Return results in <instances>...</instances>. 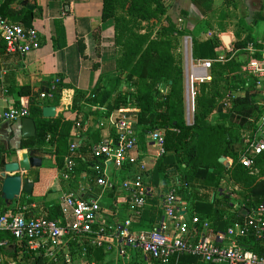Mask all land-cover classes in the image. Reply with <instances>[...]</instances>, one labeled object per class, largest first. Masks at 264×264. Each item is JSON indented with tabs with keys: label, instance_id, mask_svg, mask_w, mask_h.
<instances>
[{
	"label": "trees",
	"instance_id": "16d2710c",
	"mask_svg": "<svg viewBox=\"0 0 264 264\" xmlns=\"http://www.w3.org/2000/svg\"><path fill=\"white\" fill-rule=\"evenodd\" d=\"M16 1L0 0V15L3 18L14 14L11 5ZM191 1L197 8L199 6L203 19L189 31L178 27L166 16L164 0H103L101 20L113 21L115 75L108 84L99 77L96 87L87 96L75 95L72 108L78 110V114L73 120L38 119L35 138L28 140L23 148L42 146L49 136L48 141L56 143V163L60 168L65 159L73 161L77 158L70 154L65 144L70 138L73 123L80 120L81 102L89 110L91 107L104 108L102 115L105 117L120 109L134 110V130L139 140L154 131H161L164 137L165 153L155 161L151 170H146L144 176H148L153 186H162L165 195L174 190L176 198L190 200V217L186 220L196 217L198 231L206 223L208 230L226 233L230 227L243 226L249 216L264 220V212L260 214L257 210L260 205L264 206V152L254 159L252 168H246L240 163L250 141L259 130L257 122L264 113V86L257 88L255 83L241 73L245 62L239 59L241 54L247 55L245 48L248 44L264 51V40L259 44L257 40L244 38L229 51L224 50L221 62L216 61L221 58L215 50L216 43H221L220 39L218 36L215 41L201 38L208 30L206 16L211 11L212 0ZM225 1L227 4L231 3L230 0ZM29 16L24 20L27 25L31 21V15ZM162 19L166 24L160 26L156 32L153 31L151 22ZM181 21H185L184 18ZM143 30L145 32H141ZM99 33L100 28L92 31L97 43ZM187 36L192 41V59L212 61L211 81L197 86L191 123L186 120L183 57L182 53H176L177 47L182 45L183 38ZM78 46L80 54L85 57L84 44L78 41ZM96 51L99 52L98 45ZM0 54L7 56L1 40ZM94 68L97 69V65ZM58 80L55 88L50 91L55 102L65 88L62 80ZM17 91L21 95L22 88H17ZM26 103L31 107L33 116L41 114V109L33 98H28ZM219 107L221 111H218ZM91 149L88 146L84 153L82 150L80 152L83 155L90 153V157L82 162V170L94 179L98 177L96 171L103 170L104 158L94 157ZM221 158L232 161L230 168L220 163ZM89 166L96 170L87 169ZM75 169L67 170L72 174L76 172ZM176 209L179 213L177 203ZM53 212L54 216H48L49 219L59 216V208H55ZM160 216L161 212L157 214V219ZM245 235L234 236L237 245L260 257L264 256V234L262 238H258L249 227ZM4 241L19 246V250L13 253L17 261L47 263V259L39 254L27 252L24 242L0 231V242ZM83 246L84 244H75L80 255ZM85 250L86 264H114L106 261L111 252L106 250L105 245H89ZM152 262L161 264L158 260ZM115 264H120L119 256ZM167 264L210 263H204L189 254H182L173 255Z\"/></svg>",
	"mask_w": 264,
	"mask_h": 264
},
{
	"label": "crops",
	"instance_id": "0c3cea01",
	"mask_svg": "<svg viewBox=\"0 0 264 264\" xmlns=\"http://www.w3.org/2000/svg\"><path fill=\"white\" fill-rule=\"evenodd\" d=\"M164 2L167 7L166 16L178 27H184L191 31L203 19L199 6L197 8L191 0H164ZM230 2L227 4L225 0H212L211 11L207 14L206 20L208 22L207 27L214 29L213 31L207 30L205 33L207 38H204V34L201 35V38L209 39L212 37V40L215 41L217 36L219 38L221 35L227 34L231 38V48L244 38H252L261 44L264 40V0H230ZM102 5L103 0H17L11 5L14 14L5 19L25 28L36 29L41 40V47L23 56L0 54V113L10 108H27L30 112V116L27 118L34 121L37 133L36 121L40 118L46 119L43 117L42 108H55V116L49 119L61 118L71 121L78 114V110L72 108L75 95L87 96L96 87L99 77L107 84L111 81L115 75L114 28L112 20L105 22L101 20ZM29 14L31 21L27 25L24 20L28 18ZM182 18L185 21H181ZM95 28H100L98 43L92 35ZM215 28L218 30L216 33ZM258 31L259 36L255 37L254 35H257ZM78 41L84 44L85 57L80 54ZM97 45L98 53L96 51ZM215 46L217 54L222 57L224 50H226L222 42L216 43ZM183 51L192 58L189 50L184 48ZM247 57L243 53L239 59L241 62H246ZM95 65H97V69L94 68ZM187 72L186 65L184 69L185 86L187 85ZM56 78L62 80L65 88L62 90L59 100L55 102L50 91L55 88L52 84ZM17 88H22L21 95ZM43 94L45 95L44 98L41 97ZM28 98H33L35 104L41 109V114L32 115L31 107H28L26 103ZM185 103L186 120L189 123L187 96H185ZM79 108L81 109L80 120L73 123L70 138L65 144V147L69 148L70 154L74 157L77 156L72 161V168H76V172L72 174L68 172L66 159L63 166L58 167L55 155L57 146L55 142L48 141V136L44 145L32 147L43 159L40 168L33 169L28 173V179L33 184L31 194H20L18 198L7 203L0 198V213L19 212L25 208L23 213L26 218L40 216L48 218V216H54L55 208H59L62 195L74 192L83 199L99 201L101 205V212L98 217L99 227L114 225L130 218L137 231L159 229L164 224L169 232L170 222L165 218L162 208L165 193L162 186H153L149 182L148 176L145 175L144 177V184L149 191L146 206L141 216L135 217L129 210V194L121 187L124 181L131 179L132 168L118 170L111 164H105L103 169L111 184V187L106 189L96 184V177L91 179L90 174L82 170V162L90 157V153L83 155L82 152L84 153L88 146L92 148L99 142L107 140L114 132L111 126L102 124L106 119L102 115V111L96 107H91L90 111L83 102L80 103ZM21 121L22 119L0 126V156L9 155L22 141L19 129ZM76 123L79 126H76ZM136 129L138 130L137 127ZM35 136L22 142L34 139ZM137 139L139 140L138 136ZM72 145L77 146L74 151L70 150ZM24 151L26 148H23L20 153ZM156 151L149 134H146L144 139L137 143L133 155L144 162L147 170H151L157 160L155 158ZM222 159L220 163L226 168H230L232 161L228 158ZM92 168V166L87 167L91 171ZM103 200L108 202L106 214L103 209ZM190 204V200L183 201L177 198V208L185 219L190 217ZM159 212H161V216L157 219L156 216ZM55 220H63L60 210L59 216ZM231 228L234 229L235 226L228 229ZM215 233L225 235V239L219 242L222 245H228L230 241L235 239L223 232ZM209 237L212 240L216 239V235ZM4 242L5 245L0 246V256L4 259L5 264H32L17 261L13 257V253L19 250V246L17 247L13 243L9 244L7 241ZM75 244L77 243L68 239L62 240L58 256L53 261L47 259V263L86 264L84 256L79 254ZM127 251L128 257L121 258L124 261L121 264H143L139 253ZM117 258L116 253L112 251L106 257V261H116ZM145 264H153V262L152 260L145 261Z\"/></svg>",
	"mask_w": 264,
	"mask_h": 264
},
{
	"label": "built area",
	"instance_id": "2783aa9c",
	"mask_svg": "<svg viewBox=\"0 0 264 264\" xmlns=\"http://www.w3.org/2000/svg\"><path fill=\"white\" fill-rule=\"evenodd\" d=\"M1 5V4H0ZM220 39V37H219ZM0 40L4 44L6 54L25 55L28 52L38 50L41 47L39 34L34 28H25L20 24L12 23L0 15ZM184 48L191 50V39L185 37ZM247 61L241 67V73L249 81L255 83L257 88L264 86V51H259L254 45L248 44L245 48ZM257 57H254L256 56ZM222 57L216 61L221 62ZM212 61H194L189 59L187 64V89L190 105L188 104V117L192 120L195 111L194 99L196 87L200 84L211 81L209 70ZM247 80V82H248ZM59 82L54 79L53 86ZM42 98L45 95H41ZM105 111L102 107H96ZM134 110L112 111L106 117L103 125L111 126L114 134L107 140L101 141L91 149L94 157L104 158V165L111 164L115 169L122 170L126 166L134 169L132 177L124 181L121 187L128 192L129 210L132 216L140 217L148 196V188L144 184L145 172L147 170L144 162L133 155L138 143L134 126ZM29 117V110L25 107L10 108L0 113V126L4 123L15 122ZM189 121V122H190ZM101 124V125H102ZM79 126V124H76ZM258 133L250 141L245 154L240 159L242 166L252 168L254 159L264 152V113L257 122ZM149 138L156 147L158 159L164 151V137L159 131L149 134ZM77 146L72 145L71 151ZM67 167H73L72 161L67 160ZM96 170L95 167L92 168ZM96 184L103 189L110 188L105 170L96 171ZM177 198L174 190L169 191L163 201L162 208L164 216L170 222V231L162 224L159 229L134 231V222L127 218L121 222L110 225L98 226V217L101 212V205L98 200H86L79 194L69 192L60 198L59 210L62 221L49 219L44 216L26 218L22 208L19 212L0 213V231L9 233L15 240L24 242L27 252H35L43 259L53 261L59 253V247L64 239L83 245L82 256L87 246H106L107 251H114L117 256L128 257V251L139 253L142 260H158L161 264H167L173 255H192L204 263L210 264H264V256H258L248 250L240 248L236 239L228 245L219 242L225 239V235L214 233L208 230V225L203 223L202 230L196 229L198 219L196 217L186 220L176 209ZM260 214L264 212V206L257 209ZM253 229V234L262 238L264 234V220L261 217H247L243 226H235L228 229L226 235L243 236L248 229ZM204 232V233H203ZM216 235L212 240L209 236ZM5 242H0L4 246ZM85 247V248H84ZM0 264H5L0 256ZM93 264V263H92Z\"/></svg>",
	"mask_w": 264,
	"mask_h": 264
},
{
	"label": "water",
	"instance_id": "95a60500",
	"mask_svg": "<svg viewBox=\"0 0 264 264\" xmlns=\"http://www.w3.org/2000/svg\"><path fill=\"white\" fill-rule=\"evenodd\" d=\"M220 40L224 48L229 51L231 49L230 36L223 34L220 36ZM218 111H221L220 107ZM42 114L46 119L53 118L55 108L44 107ZM19 129L22 141L33 138L36 134L35 124L31 118L22 119ZM22 141L9 155L0 156V198L6 203L12 202L20 194H31L33 184L28 179V173L33 169L40 168L43 159L30 146L26 148V151L20 153L23 150V145L28 143V141ZM222 160L221 158L220 161Z\"/></svg>",
	"mask_w": 264,
	"mask_h": 264
},
{
	"label": "rangeland",
	"instance_id": "374dc122",
	"mask_svg": "<svg viewBox=\"0 0 264 264\" xmlns=\"http://www.w3.org/2000/svg\"><path fill=\"white\" fill-rule=\"evenodd\" d=\"M152 24H153V26H154V30L153 31H157L159 28H160V26H162V25H165L166 23H165V21L162 19L161 21H152L151 22ZM150 25V24H149ZM213 27H210V28H208V31H213ZM145 30H148V28H146ZM145 30H143V31H141V32H145ZM153 31H152V33H153ZM216 32H218V30L215 28V33ZM255 37L256 36H259V31H258V34L257 35H254ZM204 38H207V35H205L204 36ZM209 39H212V37L211 38H209ZM184 44V43H183ZM180 45V46H178L177 47V49H176V53H182V57H183V68L185 69V66L188 64V62H189V59H192V58H190L188 55H187V53L185 54L184 53V51H183V49H184V45ZM175 53V52H174ZM190 55H191V50H190ZM185 60V61H184ZM184 83H185V79H184ZM187 86V85H186ZM186 86H184V98H185V96H187V98H188V96H189V94H188V89L186 90ZM196 92H197V87H196ZM187 104H189L190 105V99L187 101ZM188 117V116H187ZM190 118V117H189ZM189 123H191V121L189 122ZM103 203H104V205H103V209H104V212H105V214L107 213V204H108V202H107V200H103ZM133 230H135V231H137L136 230V228H133ZM134 252V251H133ZM135 253V252H134ZM137 253V252H136ZM141 261H142V263L143 264H145V261L144 260H142V259H140ZM117 261V260H116ZM116 261H112L114 264L116 263ZM121 263H124V261H123V259H121V257H120V264Z\"/></svg>",
	"mask_w": 264,
	"mask_h": 264
}]
</instances>
